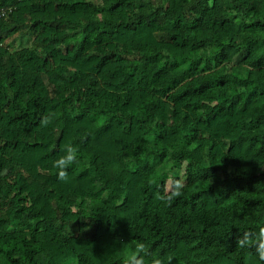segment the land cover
Segmentation results:
<instances>
[{"label":"trees","instance_id":"obj_1","mask_svg":"<svg viewBox=\"0 0 264 264\" xmlns=\"http://www.w3.org/2000/svg\"><path fill=\"white\" fill-rule=\"evenodd\" d=\"M0 11V264H264V0Z\"/></svg>","mask_w":264,"mask_h":264},{"label":"clouds","instance_id":"obj_2","mask_svg":"<svg viewBox=\"0 0 264 264\" xmlns=\"http://www.w3.org/2000/svg\"><path fill=\"white\" fill-rule=\"evenodd\" d=\"M42 124L45 121L42 120ZM61 155L53 161V169L56 171L57 178L67 182L69 179V169L78 166L81 162L80 148L69 142L61 147ZM237 248L254 249L258 260L264 262V226L258 228L253 233H245L237 238ZM131 251L126 252L121 258V264H170V261L152 252L150 246L141 240L131 242Z\"/></svg>","mask_w":264,"mask_h":264},{"label":"rangeland","instance_id":"obj_3","mask_svg":"<svg viewBox=\"0 0 264 264\" xmlns=\"http://www.w3.org/2000/svg\"><path fill=\"white\" fill-rule=\"evenodd\" d=\"M50 67H51L50 63H49V62H46V63H45V68H46V69H49ZM25 77H26V75H24V78H25ZM153 86H155V84H154ZM156 86L158 87L159 84H156Z\"/></svg>","mask_w":264,"mask_h":264},{"label":"built area","instance_id":"obj_4","mask_svg":"<svg viewBox=\"0 0 264 264\" xmlns=\"http://www.w3.org/2000/svg\"><path fill=\"white\" fill-rule=\"evenodd\" d=\"M4 13H2V11H0V17L3 16Z\"/></svg>","mask_w":264,"mask_h":264}]
</instances>
